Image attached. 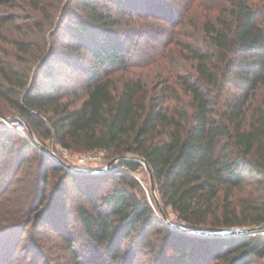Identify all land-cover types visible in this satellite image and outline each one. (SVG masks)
Returning <instances> with one entry per match:
<instances>
[{
	"label": "trees",
	"instance_id": "trees-1",
	"mask_svg": "<svg viewBox=\"0 0 264 264\" xmlns=\"http://www.w3.org/2000/svg\"><path fill=\"white\" fill-rule=\"evenodd\" d=\"M31 1L37 10L46 11L44 0ZM73 1L77 2L74 9L70 3L64 7L67 58L59 59L72 67L77 65L69 64L72 54L79 59L91 57L85 68L89 76L81 105L74 106L77 99L69 98V91L50 72L43 53L34 72L0 58V96L13 103L35 134L53 138L66 149L79 146L86 151H106L112 158L120 157L118 165L123 169L110 174L111 185L100 193L99 188L93 190L80 181L89 175L55 161L54 169L64 171L66 181L60 182L48 204V170L42 172L38 165L32 183L37 193L32 199L0 198L5 209V214L0 213V246L18 232H28L25 241L30 245L28 227L32 224L37 227L33 247L42 254L40 229L48 220L47 211L59 200L60 214L53 226L62 225L56 230L61 232L72 264H142L138 254L154 249L157 238H162L164 246L154 264H212V257L218 264H252L264 258L261 233L205 237L173 229L163 215L168 216L170 209L179 224L193 231L264 224V200L240 205L234 199L246 183L247 173H264V100L253 108L264 87V3H207L200 28L195 24L207 44L190 46L193 70L176 77L178 85L163 77L150 94L138 71L124 74L130 66L143 68L145 63L127 58L126 44L132 37L124 33L125 40H119L115 36L132 9L131 1ZM6 2L0 0V5ZM135 2L144 7L149 0ZM12 18L0 10V39ZM185 18L181 13L178 23ZM177 86L189 96L188 101ZM233 88L236 91L231 92ZM3 134L1 151L9 131ZM29 147L26 143L25 148ZM133 157L143 158L151 166L160 204L151 178L147 195L136 177L144 165ZM15 181L12 174H0V196ZM70 183L88 204H80L76 212L94 244L89 249L93 254L90 259H84L74 237L66 232ZM169 251L173 254L168 258ZM8 257L5 262L13 256ZM6 263L13 264L10 260Z\"/></svg>",
	"mask_w": 264,
	"mask_h": 264
},
{
	"label": "rangeland",
	"instance_id": "rangeland-1",
	"mask_svg": "<svg viewBox=\"0 0 264 264\" xmlns=\"http://www.w3.org/2000/svg\"><path fill=\"white\" fill-rule=\"evenodd\" d=\"M130 1L132 5L130 10L132 11H127V15L123 19L124 25L115 33V36L119 40H125L124 33L129 34L132 38L126 44L127 58L134 63L145 60L144 64L146 65L143 64V68L130 66L129 71L124 72V74L138 71L147 81L150 94L153 86L163 77H170V83L178 85L174 81L176 77L185 76L194 68L190 46L207 44V39L195 27V24H198L200 28L201 13H206L203 7L208 6L207 3L218 4L219 0H149L144 7L139 6L135 0ZM248 1L255 4L264 3V0ZM44 2L46 5L45 12L37 10L32 5L31 0H8V2L0 5V10L4 14L13 15L12 21L4 28L3 38L0 39V58L7 60V64L10 63L25 72H34L41 61H38V56L43 53V58L45 57L50 72L63 85L64 90L69 91V98L77 99L74 106L79 107L85 99L84 88L89 76L85 72V68L90 66L91 57L87 55L85 58L79 59L77 54H72L69 64H71L70 62L77 64L72 65V67L68 65V61L59 59L67 58V51H65L63 44L69 40L63 30L64 7L70 3V9H74L77 2H71V0H44ZM151 7L153 9H150ZM155 8L157 9L155 10ZM181 13L186 18L182 19V23H178L181 20ZM22 47L27 49L26 53L21 51ZM78 60H80L79 64L77 63ZM177 87L179 88V86ZM179 91L184 101H188L189 96L180 88ZM233 91L236 90L233 88L231 92ZM263 100L264 87L254 99L253 108L260 106ZM22 123L25 124L24 128L27 131L17 129L18 126L23 128ZM30 129L28 120L13 106V103L0 96V137L2 140L5 138L3 132L9 131L6 147L2 151L0 149V174L2 177L12 174L16 179L10 189L0 196L2 199L11 197L15 200L18 199L17 202L21 199H32L37 193L35 185L32 183L36 180L38 172L36 167L39 165L42 172L48 170L47 192L49 197L47 202L48 204L51 203L60 182L66 181L64 171L54 169V162L60 163L57 157L81 169L106 167L114 159L106 151H86L79 146H75L74 149H66L55 139H44L34 132L31 133ZM26 143L30 145L27 149L25 148ZM22 160L27 161L21 164ZM62 165L67 168L64 164ZM119 169L123 168L119 167L118 162H115L106 171L76 173L89 175L86 176L88 179L81 178L80 181L92 187L93 190L99 188L100 193H103L106 191V187L111 185L110 174ZM136 177L147 195H150L151 177L145 166L136 173ZM246 178L247 181L244 186L235 193V201L240 205L243 202H262L264 200V173L257 170L247 173ZM13 189L16 191H12ZM69 190L66 232L74 237L76 247L83 253L84 259H90L93 254H90L89 249L94 244L87 238L76 212V208L80 204L87 206L88 204L71 183ZM155 194L159 198L157 192ZM58 201H55L51 209L47 211L48 220L46 219V224L40 229L43 244L42 254L39 255L38 251L34 250L35 247L33 246L37 241L35 235L37 227L35 228V225L32 226V224L29 225L28 230L33 243L30 240V245H27L25 241L28 232L23 234L18 232L8 237L5 240L6 243L1 244L0 253H3L4 257L13 256L9 259L13 264H37L38 261H40L39 264H49L50 262L51 264H72L70 252L66 249L61 232L58 231L62 225L56 221L58 224L53 226L55 217L60 214ZM4 210L3 206H0L1 214H5ZM158 214L163 219L161 213ZM165 222L168 225L170 222L179 224L175 213L170 209ZM249 227L253 226L242 225L231 228ZM163 242L162 238H157L154 249H146L145 254H138V257L142 258V264H154L157 257L160 259L161 254L159 252L163 249ZM167 254L169 258L173 251H169ZM4 257L3 259L0 258V262L9 264L6 263L9 260L5 262L6 258ZM212 260V264H218L214 257ZM252 264H264V258Z\"/></svg>",
	"mask_w": 264,
	"mask_h": 264
},
{
	"label": "water",
	"instance_id": "water-1",
	"mask_svg": "<svg viewBox=\"0 0 264 264\" xmlns=\"http://www.w3.org/2000/svg\"><path fill=\"white\" fill-rule=\"evenodd\" d=\"M31 133H33V131L30 130ZM50 151V150H49ZM52 154H54L52 151H50ZM58 160L60 161L61 164H64L67 169L74 171V172H80V173H96V172H102V171H106L110 168V166L112 164H114L115 162H118L120 160V157H116L114 159H112L108 166L106 167H101V168H90V169H81L78 167H75L74 165L64 161L62 158L57 157ZM135 158L137 161L141 162L146 169L149 171L150 177H151V186H152V190L154 192V194L156 193V186H155V181H154V175H153V170L151 168V166L149 165V163L140 157H133ZM155 197L158 201V203L160 204L159 198L156 196ZM165 216V218H167V214L164 212L163 214ZM171 226L173 228L176 229H180L182 231H186L189 233H196V234H200L202 236L205 237H223V236H235V235H240V234H246V233H254V232H258L261 230H264V224L263 225H259V226H253V227H249V228H229V229H220V230H199V231H193L192 229L185 227L181 224H176V223H171Z\"/></svg>",
	"mask_w": 264,
	"mask_h": 264
},
{
	"label": "built area",
	"instance_id": "built-area-1",
	"mask_svg": "<svg viewBox=\"0 0 264 264\" xmlns=\"http://www.w3.org/2000/svg\"><path fill=\"white\" fill-rule=\"evenodd\" d=\"M22 125H23V128H21V126H18L17 129H18V130H21V131H27V129L24 128L25 124L22 123ZM171 223H172V222H170V224H171ZM170 224H169V225H170ZM258 233H261V234L264 235V230L258 231Z\"/></svg>",
	"mask_w": 264,
	"mask_h": 264
}]
</instances>
